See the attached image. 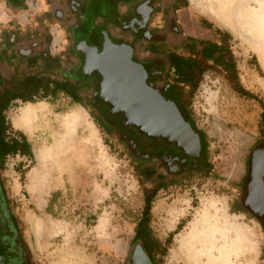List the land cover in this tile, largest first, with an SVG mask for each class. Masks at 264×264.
<instances>
[{
	"label": "rangeland",
	"instance_id": "obj_1",
	"mask_svg": "<svg viewBox=\"0 0 264 264\" xmlns=\"http://www.w3.org/2000/svg\"><path fill=\"white\" fill-rule=\"evenodd\" d=\"M202 1L185 0L179 11L188 25L185 29L209 40L219 38V28L231 67L214 64L195 50L160 46L148 50L166 56L194 53L199 68L204 67L201 74H195L197 82L190 96V86L181 88L194 126L205 136L210 165L207 172L167 184L151 198L150 228L161 243L160 250H165L164 254L159 251L155 262L199 264L186 241L209 212L247 237L254 250L252 264H264L263 227L242 203L248 160L254 150L264 148V136L259 133L262 108L257 99L242 96L235 88L237 77L255 98L264 101V24L255 23L261 43L244 31L214 21ZM40 6L28 1L27 10L16 15L0 0V32L17 24L40 26L41 18L48 15L39 11ZM201 18L206 23L202 28L195 22ZM48 28L58 48L59 26L51 23ZM168 70L174 77L172 69ZM4 115L5 137L24 134L30 151V155L8 154L0 174L6 201L34 264H127L135 227L142 217L144 193L157 181L142 174L143 165L135 163L124 145L102 126L84 97L80 104L62 92L18 100ZM17 124H25L26 129Z\"/></svg>",
	"mask_w": 264,
	"mask_h": 264
},
{
	"label": "flooded vegetation",
	"instance_id": "obj_2",
	"mask_svg": "<svg viewBox=\"0 0 264 264\" xmlns=\"http://www.w3.org/2000/svg\"><path fill=\"white\" fill-rule=\"evenodd\" d=\"M28 1L41 4L39 11H46L48 15L41 18L38 27L17 24L0 32V114H5L18 100L51 97L55 82L62 83L85 98L102 126L124 145L135 163L143 165L142 174L147 179L167 185L196 175L207 160L204 159L206 141L194 126L174 86L176 75H169L170 58L178 53L166 56L148 50L156 46L195 50L198 52L194 53L201 54L204 59L228 64L229 53L222 42L224 33L216 32L219 38L209 40L192 36L185 29L188 25L179 12L185 0H3L6 8L16 15L27 10ZM195 22L200 28L206 24L202 18ZM51 23L59 26L61 44L58 48L48 28ZM107 47L128 56L130 63L141 74L144 72L147 90L175 105L184 121L198 134L199 143L195 137L185 134L187 141L182 143L191 144L184 148L172 133L147 135L126 123L123 112L102 96L99 60ZM193 54L178 55L198 64ZM134 241L132 254L141 245L135 238ZM0 264H34L6 201L1 174Z\"/></svg>",
	"mask_w": 264,
	"mask_h": 264
},
{
	"label": "water",
	"instance_id": "obj_3",
	"mask_svg": "<svg viewBox=\"0 0 264 264\" xmlns=\"http://www.w3.org/2000/svg\"><path fill=\"white\" fill-rule=\"evenodd\" d=\"M104 48L99 66L102 75V96L110 105L123 112L126 123L147 135L172 133L183 142L198 134L182 118L175 105L144 85V72L130 63L129 57ZM128 57V58H127ZM127 60V61H126ZM244 207L261 223L264 230V148L254 150L249 158V172L242 198ZM251 204V205H250ZM152 264L141 245L130 254L127 264Z\"/></svg>",
	"mask_w": 264,
	"mask_h": 264
},
{
	"label": "bare ground",
	"instance_id": "obj_4",
	"mask_svg": "<svg viewBox=\"0 0 264 264\" xmlns=\"http://www.w3.org/2000/svg\"><path fill=\"white\" fill-rule=\"evenodd\" d=\"M202 3L207 14L217 23L244 31L256 41L263 42L255 32V23L261 21L264 24V0H203ZM29 112L28 109L25 110L26 117L31 114ZM17 127L26 129L25 124H17ZM186 144L191 143L181 145L185 148ZM224 220L215 213L207 212L197 222V228L186 241L190 243L189 250L196 252L195 260L199 264H252L254 250L247 243V237L233 227V224L227 225L228 222ZM220 257L223 262L218 263L217 259ZM188 261L192 262L191 259Z\"/></svg>",
	"mask_w": 264,
	"mask_h": 264
},
{
	"label": "trees",
	"instance_id": "obj_5",
	"mask_svg": "<svg viewBox=\"0 0 264 264\" xmlns=\"http://www.w3.org/2000/svg\"><path fill=\"white\" fill-rule=\"evenodd\" d=\"M217 31H221L219 28L217 29ZM221 33V32H220ZM223 33V32H222ZM230 53V52H228ZM253 60L255 61L258 69H260V67L258 66L256 57L253 56ZM193 60L190 58H184L183 56H179L178 54L173 53L171 58H170V65L172 66L173 72L176 75L174 77V86L176 88V90L179 93L180 99L181 101L184 103V105L187 107L188 104L185 103V98H182V88L181 85H188L191 88L190 94L193 92V89H195L196 86V78H195V74H201L204 70V67L199 68V64H195L194 62H192ZM214 64H223L224 66H226V68L231 67L233 65L232 60H231V56L229 54V62L228 64H225L223 61H219V60H215L213 59ZM66 86L63 85L62 83H58L55 82L53 89H52V96H56L58 94V92L60 91H65V93L70 96L71 101L73 103H77L80 104L82 103V98L80 96H78V94L71 90V89H65ZM237 92L239 94H241L242 96H246L248 98H254L257 99V101L259 102V104L261 105V113H260V118H261V124H260V128H259V133L264 136V101L261 98H255L256 96L254 94H252L250 91L246 90L239 82V79L236 77V86H235ZM29 101V100H28ZM5 115L4 114H0V156H1V160H0V169L1 166L3 165V160L5 159V157L10 154V153H21V154H27L30 155V151L27 148L28 144H27V140L24 136V134H22L19 137L13 136L9 139H6L5 137V133L7 132V124H5ZM201 135L204 136L203 132H200ZM205 137V136H204ZM205 147H206V143H205ZM206 152L205 151V156L204 159H206ZM208 170H210V165L209 163L206 161H204V165L202 168L199 169V174L203 173V172H207ZM164 185H166V183H162L157 181L156 184L150 188L148 191H146L144 193V206L142 209V217L138 220L136 227H135V231H134V238L137 241H140L143 249L145 250V252L148 254V256L155 261V256L157 254H159V251L162 252V254L165 253V250H160L161 247V243L153 236L152 234V230L150 228V224H149V212H150V202H151V198L155 195V193L161 189V187H163ZM51 199L48 202V205L46 207V210L48 212H50V207H51ZM264 249V246H263ZM156 263V262H155Z\"/></svg>",
	"mask_w": 264,
	"mask_h": 264
}]
</instances>
